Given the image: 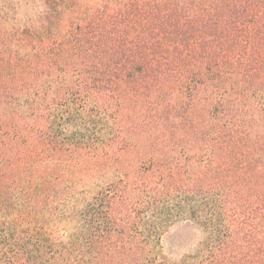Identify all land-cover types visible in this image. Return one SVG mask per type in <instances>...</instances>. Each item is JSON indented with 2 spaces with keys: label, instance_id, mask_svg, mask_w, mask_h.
<instances>
[{
  "label": "trees",
  "instance_id": "obj_1",
  "mask_svg": "<svg viewBox=\"0 0 264 264\" xmlns=\"http://www.w3.org/2000/svg\"><path fill=\"white\" fill-rule=\"evenodd\" d=\"M264 264V0H0V264Z\"/></svg>",
  "mask_w": 264,
  "mask_h": 264
},
{
  "label": "rangeland",
  "instance_id": "obj_2",
  "mask_svg": "<svg viewBox=\"0 0 264 264\" xmlns=\"http://www.w3.org/2000/svg\"><path fill=\"white\" fill-rule=\"evenodd\" d=\"M207 239L202 228L186 220L171 226L154 244L159 257L165 258L169 264H179L181 260L193 262L201 256Z\"/></svg>",
  "mask_w": 264,
  "mask_h": 264
}]
</instances>
